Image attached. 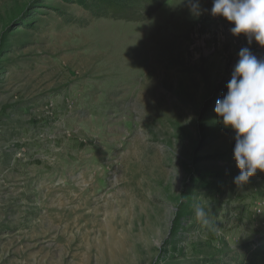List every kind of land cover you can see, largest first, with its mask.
<instances>
[{"label":"rangeland","instance_id":"1","mask_svg":"<svg viewBox=\"0 0 264 264\" xmlns=\"http://www.w3.org/2000/svg\"><path fill=\"white\" fill-rule=\"evenodd\" d=\"M211 7L0 0V264H234L264 245V172L234 183L215 112L239 50L264 47Z\"/></svg>","mask_w":264,"mask_h":264},{"label":"clouds","instance_id":"2","mask_svg":"<svg viewBox=\"0 0 264 264\" xmlns=\"http://www.w3.org/2000/svg\"><path fill=\"white\" fill-rule=\"evenodd\" d=\"M193 11L199 13L198 3H193ZM210 12L233 25L232 35L264 47V0H212ZM238 57L215 112L219 122L235 132L233 156L239 174L234 183L240 185L258 171L264 172V59L249 47L241 48Z\"/></svg>","mask_w":264,"mask_h":264},{"label":"trees","instance_id":"3","mask_svg":"<svg viewBox=\"0 0 264 264\" xmlns=\"http://www.w3.org/2000/svg\"><path fill=\"white\" fill-rule=\"evenodd\" d=\"M240 256L241 255L236 254L234 257L231 258V260L235 262L234 264H264V245L262 247H258L255 249H248L247 252L245 253L246 257L244 260H241ZM204 264H223V263L217 260H205Z\"/></svg>","mask_w":264,"mask_h":264}]
</instances>
